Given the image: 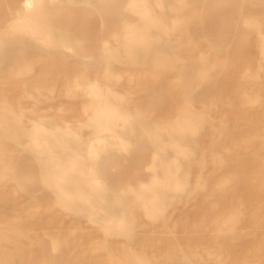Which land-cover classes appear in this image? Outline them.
I'll return each mask as SVG.
<instances>
[{
	"label": "rangeland",
	"instance_id": "rangeland-1",
	"mask_svg": "<svg viewBox=\"0 0 264 264\" xmlns=\"http://www.w3.org/2000/svg\"><path fill=\"white\" fill-rule=\"evenodd\" d=\"M129 1L41 0L33 12L63 40L55 46L29 34L32 11L20 0H0V120L11 123L0 127V262L264 264V0H149L160 28L141 25ZM128 26L163 33L169 55L187 63L104 60ZM11 37L18 43L2 44ZM89 81L130 121L96 132ZM185 110L193 130L180 153L148 140L155 131L173 138ZM33 121L81 136L78 158L99 183L93 215L47 187L51 156L30 147ZM91 135L104 140L87 159ZM168 176L183 186L160 192L146 213L140 196Z\"/></svg>",
	"mask_w": 264,
	"mask_h": 264
},
{
	"label": "bare ground",
	"instance_id": "bare-ground-1",
	"mask_svg": "<svg viewBox=\"0 0 264 264\" xmlns=\"http://www.w3.org/2000/svg\"><path fill=\"white\" fill-rule=\"evenodd\" d=\"M40 1L41 0H20L19 6L21 7V10H23L26 14L32 11L30 16L29 17L27 16L28 17L27 26L29 28L27 30L29 34H33L41 38V39H38L36 37L37 40H42L48 45L50 44V45L59 46L60 44L63 43V40L53 39L51 31L47 30L46 28V27H49V25L47 23L46 24L39 23L37 20H38V17L40 16L35 15L36 13L33 12L36 4ZM129 3H131L133 10L141 15L144 21L141 25L147 26L148 25L147 23L153 22V23H156V25H154L156 27H159V28L161 26L166 27V24H164L160 19H158V17L152 15L151 10L148 7L149 0H130ZM14 23H17V22H14ZM13 25H11L12 28H14ZM99 25H100V20H99ZM18 26H20V24ZM138 26H137V29H138ZM128 27H129V30H127L126 33L124 34L125 39H124L123 45L121 47L109 48L107 54H105L103 57L104 60L113 61V60H119L120 58H123L125 61L131 62V63L136 62L137 60L144 61L147 59H150L151 61H153V63H165V64L187 63L186 61L180 62L178 61L179 59H176L175 57L169 55L167 51V47H166L169 41L167 39H164L163 33L152 36V34L147 33V32L136 31L137 30L135 29L136 26L134 27L128 26ZM15 39L16 37H11L3 41L2 44H6V45L17 44L18 41H16ZM45 43H42V44H45ZM262 52L264 54V40L262 41ZM120 53H124V55L122 56L120 55ZM1 56H4V54L2 53V49H0V57ZM85 90L90 96H94V100H92L90 103V107L93 108V111L90 115L91 122L89 124L96 127V132H98L102 127H105L108 130L114 131L115 127L118 125L117 124L118 120H123V121H128V122L130 121L131 117L127 115L128 114L127 111L120 110L118 107V104L112 99H109L106 96V93L102 91L94 82L89 81L88 83H86ZM109 94L111 95V92H109ZM113 96H114V93L112 97ZM12 121L14 120H11V122ZM9 122L10 120L6 118L1 119L0 127L9 126L11 124ZM57 130L59 129L47 127L44 125V123L39 122V121L38 122L33 121L30 131L26 132V135L29 136L30 138L29 145L32 148V150L36 152V154L38 155L48 154L51 156L49 162H47L49 166H47L46 168L45 178L43 179L46 182L47 187L53 189L54 192L57 193L59 196L68 194L67 197L68 199H70L68 203H71L73 201L74 202L78 201L81 204L80 210L86 209L88 210V213L90 215H93L94 211L96 210L94 206L97 202V200L93 197V191L97 192L96 185L98 186L99 183L95 184L96 182L90 180V176H89L90 167L88 168L89 170L88 171L87 168L85 167L86 164L82 162L81 160H79L78 158V156L81 155V152H80V149H81L80 146L82 145L81 136L78 135L76 132L71 131L68 127L61 129L62 132L60 131V133L57 132ZM192 130H193V125H192L191 113L188 112V110H185L182 112V114L178 118V121H176L172 127L173 132L171 133L173 135V138L171 137L165 138L163 134L155 131V132H152V134H150V137L148 140L154 145H157L159 149L161 150L165 149L167 146H171L178 152L184 149L183 140H184L186 132H189ZM128 131L131 132L132 129H128ZM21 134L23 135L24 133H21ZM18 135H20V133H17L14 136H18ZM68 136H71V141H66L67 140L66 137ZM93 137L94 136L92 135L90 136L89 143L86 147V153L87 155H89L87 156V159L89 157L94 158L97 155L98 150L100 152V149H98V146H99V143L104 140L102 137H99V136H95V138ZM93 141H96V142L94 143ZM70 142H72V145H70L71 144ZM55 146L61 147L60 150L54 151ZM93 158L91 159V161L94 160ZM95 162L96 161H94V163ZM152 180L153 181L149 184V187L151 188L149 189L151 190V192L148 191L149 192L148 194L141 195L142 197L140 196V198L142 199L144 203V207L142 209L143 210L145 209L146 213H150L155 210L154 206L156 204V201L159 200L158 198H159L160 192L162 194L163 190L166 191V190L177 189V188L181 189V187L183 186V181H180L174 176H168L167 179L164 178V180H160L158 178H154V179L152 178ZM129 190H131V188ZM62 199L66 201L65 197H63ZM96 206L100 207V205H97V204ZM81 211H84V210H81ZM99 211L101 212V209ZM106 220L105 222H107L110 225V227L122 228V224H123L122 218L107 217ZM1 251L2 249L0 248V252ZM16 252L20 254L21 252L20 248H16ZM2 255H4V251L2 252ZM0 264L2 263L0 262ZM135 264H146V263L144 262L142 258H137V260L135 261Z\"/></svg>",
	"mask_w": 264,
	"mask_h": 264
}]
</instances>
